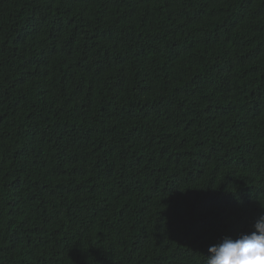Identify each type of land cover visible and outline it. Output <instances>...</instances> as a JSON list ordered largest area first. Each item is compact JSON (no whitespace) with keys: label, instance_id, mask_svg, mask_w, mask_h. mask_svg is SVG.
<instances>
[{"label":"trees","instance_id":"16d2710c","mask_svg":"<svg viewBox=\"0 0 264 264\" xmlns=\"http://www.w3.org/2000/svg\"><path fill=\"white\" fill-rule=\"evenodd\" d=\"M264 216V0H0V264H206Z\"/></svg>","mask_w":264,"mask_h":264},{"label":"clouds","instance_id":"9594fccd","mask_svg":"<svg viewBox=\"0 0 264 264\" xmlns=\"http://www.w3.org/2000/svg\"><path fill=\"white\" fill-rule=\"evenodd\" d=\"M206 264H264V216L255 218L250 229L210 245Z\"/></svg>","mask_w":264,"mask_h":264}]
</instances>
